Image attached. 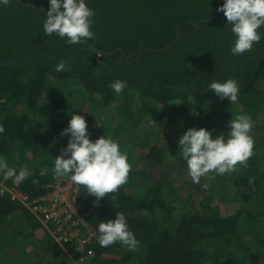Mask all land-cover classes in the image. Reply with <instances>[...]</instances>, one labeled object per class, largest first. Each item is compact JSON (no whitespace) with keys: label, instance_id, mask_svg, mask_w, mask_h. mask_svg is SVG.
Listing matches in <instances>:
<instances>
[{"label":"trees","instance_id":"trees-1","mask_svg":"<svg viewBox=\"0 0 264 264\" xmlns=\"http://www.w3.org/2000/svg\"><path fill=\"white\" fill-rule=\"evenodd\" d=\"M87 2L95 38L76 45L44 35L48 0L0 6V158L29 169L22 190L47 192L68 143L62 132L80 114L91 140L119 141L129 179L95 205L80 185L79 211L97 232L85 261L77 243L56 240V223L0 194V264H264V39L233 56L235 36L217 11L224 0ZM61 60L65 70L56 72ZM228 79L240 86L234 104L208 89ZM115 80L126 82L121 94L110 88ZM240 114L255 123L253 156L193 183L178 138L190 127L227 134ZM12 182L0 175V187ZM116 212L126 215L138 250L99 245V223Z\"/></svg>","mask_w":264,"mask_h":264},{"label":"clouds","instance_id":"clouds-1","mask_svg":"<svg viewBox=\"0 0 264 264\" xmlns=\"http://www.w3.org/2000/svg\"><path fill=\"white\" fill-rule=\"evenodd\" d=\"M10 3L11 0H0V6ZM48 3L47 18L43 23L45 36L56 34L68 45L82 44L95 38L92 31L95 12L88 6L87 0H48ZM217 11L224 14L235 36L230 48L233 56L250 51L254 44L264 39V32L260 31L264 28V0H224ZM64 70L65 61L61 60L55 65V71ZM125 86L123 80L110 84L115 94H121ZM208 89L220 99L226 98L233 104L238 101L240 86L234 79L213 81ZM253 126L249 115L240 114L228 121L227 134L213 136L212 131L204 127H190L183 132L177 143L192 182L199 184L201 178L210 172L225 175L234 171L238 164L246 165L254 154L255 141L250 134ZM4 132L5 126L0 123V134ZM62 135L69 136V139L61 154L56 156L53 172L57 176H70L73 183L85 186L88 194L96 197L94 205L128 182L132 165L127 153L121 150L119 141L105 135L91 140L83 115L72 114ZM30 174L27 167L17 170L0 158V175L4 181L11 179L13 183H20ZM202 187L206 190L209 184L205 183ZM98 233L97 240L101 247L115 243L129 251H136L140 247V241L129 228L123 212H116L114 219L99 223Z\"/></svg>","mask_w":264,"mask_h":264},{"label":"built area","instance_id":"built-area-1","mask_svg":"<svg viewBox=\"0 0 264 264\" xmlns=\"http://www.w3.org/2000/svg\"><path fill=\"white\" fill-rule=\"evenodd\" d=\"M47 192L31 196L21 188L20 183L2 184L0 194L9 196L28 207L43 223H56L53 235L60 245L77 243L75 250L80 252L79 261H85L93 252L90 247L97 232L90 220L89 213L78 208L80 185L71 181L70 176H57L48 184Z\"/></svg>","mask_w":264,"mask_h":264},{"label":"rangeland","instance_id":"rangeland-1","mask_svg":"<svg viewBox=\"0 0 264 264\" xmlns=\"http://www.w3.org/2000/svg\"><path fill=\"white\" fill-rule=\"evenodd\" d=\"M261 116H262V113H261ZM263 117V116H262ZM263 119V118H262ZM253 124H255V123H253ZM260 124L263 126V122L262 121H260ZM254 127V126H253ZM252 130H253V128H252ZM182 173H184L183 171H181Z\"/></svg>","mask_w":264,"mask_h":264},{"label":"water","instance_id":"water-1","mask_svg":"<svg viewBox=\"0 0 264 264\" xmlns=\"http://www.w3.org/2000/svg\"><path fill=\"white\" fill-rule=\"evenodd\" d=\"M42 10H43V11H46V8L43 7ZM195 25H197V24L195 23Z\"/></svg>","mask_w":264,"mask_h":264}]
</instances>
